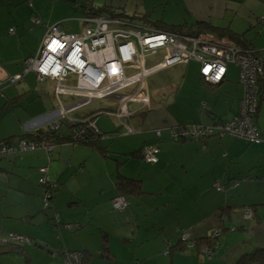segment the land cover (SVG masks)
Segmentation results:
<instances>
[{
  "label": "crops",
  "instance_id": "1",
  "mask_svg": "<svg viewBox=\"0 0 264 264\" xmlns=\"http://www.w3.org/2000/svg\"><path fill=\"white\" fill-rule=\"evenodd\" d=\"M152 1L157 5L147 9L144 4L145 11L154 16L162 4L158 18L169 24L202 21L206 30L214 32L229 27L252 39L251 51H264V0H255L258 7L250 0ZM252 18L263 23L254 36L248 33L254 25L244 29L234 25L237 19L250 24ZM6 51H0V105L8 101L0 111V141L52 124L47 121L60 116L53 81L39 79L48 81L50 90L34 91L27 76L37 78L29 72L17 84H7L33 52L16 60ZM192 59L146 74L143 89L149 103L145 106L150 105L146 115H140L144 105L130 102L128 115L120 120L111 115L116 119L114 127L104 126L101 120L99 125L96 118L101 132L113 133L100 139L104 152L63 140L50 150L0 157V235L15 232L32 241L3 246L0 264H62L59 250L83 251V264H233L242 253L264 244V81L255 119L259 142L228 135L211 136L205 142H173L170 131L175 125L233 117L243 91L236 66L229 65L222 83L212 86L201 81L200 63ZM107 99L117 105L115 98ZM158 108L161 111L149 121V111ZM94 110L66 116L80 119ZM153 128L159 129V137ZM145 144L159 148L157 163L145 162L138 152L132 154ZM41 167L58 184L49 208L43 207L44 188L38 183ZM118 172L141 180L139 191L127 194L128 206L122 211L111 207L118 193ZM215 182L223 190H217ZM248 208L253 209L252 217L243 214ZM218 228L224 232L211 256L193 247L184 250L182 231H189L199 246Z\"/></svg>",
  "mask_w": 264,
  "mask_h": 264
},
{
  "label": "built area",
  "instance_id": "2",
  "mask_svg": "<svg viewBox=\"0 0 264 264\" xmlns=\"http://www.w3.org/2000/svg\"><path fill=\"white\" fill-rule=\"evenodd\" d=\"M33 20L39 22L38 17H33ZM82 25L80 32H66L58 24L47 27L36 53L25 61L24 73L33 71L40 80L47 78L54 82V95L58 101L57 111L60 116L67 114L71 108V106H63L60 100L62 95L70 94L85 100L117 97L119 101L117 100V105L111 114L120 120L130 113L128 107L130 102L144 106L149 103L143 89L146 74L163 69L172 63H186L194 58L202 63L200 67L202 76L214 83L225 75L228 63L239 66L240 80L244 85L240 114L234 120L224 123L221 129L246 140H259L258 132L252 123V114L256 109L255 94L258 89V79L264 77V57L250 50L239 49L234 43V45L230 44L233 48L222 49L220 45L216 46V42H221L222 46H226L228 42L214 34H209L214 35L213 44L200 43L196 46V41H202L200 37H187L147 26L131 24L122 26L119 21L99 16L87 15ZM210 47L219 53H212ZM158 49L166 51L162 60L151 68H146L147 55L155 53ZM130 70L132 72L128 73ZM21 75L16 74L11 78L12 81L19 79ZM130 88L136 89L129 92ZM88 119L86 120L88 127L94 132L98 131L96 121H88ZM218 128L220 129V126ZM206 130L212 131L213 127ZM128 131L130 132L131 129L128 128ZM83 132L82 128L75 130L73 139L81 140ZM156 133L159 131L157 130ZM189 133V130L176 129L173 130L172 135L186 136ZM194 133L200 135L202 131L194 130ZM39 147L50 150L53 144L20 140L17 145H1L0 154ZM158 152L159 149L155 145H145L142 155L146 161L156 162ZM40 171L45 172L46 168L41 167ZM46 181L48 177L44 176L40 179L42 183ZM214 185L218 190L223 189L219 182ZM44 204H48L47 199ZM111 206L115 210L122 211L127 208L128 201L124 196L117 195L111 199ZM246 211L250 217V210ZM188 236L189 231L182 232V239ZM14 238L26 240L16 236ZM79 258V253L69 252L65 264H77Z\"/></svg>",
  "mask_w": 264,
  "mask_h": 264
},
{
  "label": "trees",
  "instance_id": "3",
  "mask_svg": "<svg viewBox=\"0 0 264 264\" xmlns=\"http://www.w3.org/2000/svg\"><path fill=\"white\" fill-rule=\"evenodd\" d=\"M25 3H27V5L30 8L33 7L32 0H27V2H25ZM82 7H83V10H84V16L80 19L82 21V24H83V19L87 15L99 16V17L110 19V20H116V21L121 22L122 26H124V25L128 26L129 24L137 25V24H132L131 23V19L139 18V22H137V23H139L138 26H147V27H151L152 29H155V30L167 31V32H170V33H175V34L183 35V36H187V37H198V35L200 33H202V32L216 33V35L217 36L219 35V37H228V38H230L233 42H235L236 46L239 49H242V50L250 49L252 47V44H253L252 43V39L246 37V35L244 33H236L233 30H231V28H229V27H226L225 31H223V30H221V28H219V29H217V31L214 32L212 29L209 30V28H208V30H206L207 24H205L204 22H200V21H194V22H191V23L183 21V22H180V23L169 24V23L165 22L162 18L154 19L151 10L145 11V12H140V13H134L133 15H127V13L125 11L117 12V11L113 10L108 5H103L101 7H98L96 5L88 7L87 5L83 4ZM125 16H127L129 18V20H126L124 18ZM33 17H38V16H36L34 13H32V15H31L32 23L38 24V25L42 24L40 17H38L39 22H35L33 20ZM54 24H58L59 25V23H54ZM46 29H47V27H46ZM10 30H12V32ZM7 32H8V34H15V26L14 25L9 26ZM159 50L163 51V55L162 56H164V54L166 52L164 49H158L157 51H155V53H149L148 55H151V54L155 55ZM35 53H33L32 55L26 56L23 59V61L21 63L20 70L7 79V84L15 85L18 82H20L27 73H29V72L24 73L25 61H26V59H28V57L33 56ZM255 53L260 55V56H262V57H264V52L263 51H258V52H255ZM199 63H200V66H199V77H200L202 82H204V83H206L208 85L217 86V85L221 84L222 81L226 78L227 71H226L225 75L222 77V79L220 81H218L216 83L207 81L202 76V74L200 72V67H201L202 63L201 62H199ZM146 65H147V62H146ZM229 65H234V66H236L239 69L238 65H235L233 63H228L227 67ZM30 72H33V71H30ZM16 74H22V75H21V77L19 79H16V80L12 81L11 78L13 76H15ZM36 78L39 80V78L37 76H36ZM46 79L47 78L42 79V80H46ZM238 80H239L238 82L242 86V90L243 91H242V95H241L240 100H239L237 112L234 114L233 117H231L230 119H222V118L215 117L213 119L211 112H207V111L204 110V114L206 116L212 118L210 122H207V123H205L203 121L202 122H188V123H183L182 125H175V126H173V128L170 131L171 140L173 142H178V143L179 142H185V141H188V140H196V141L205 142L211 136L221 137V136H224V135H228V136H230L232 138H240L241 139V137L233 135V134H230L229 132H226V131H222V129H221V126H223L224 123H228V122L234 120L240 114V102H241V100H242V98L244 96V85H243V83L240 80V69H239ZM258 80H259L258 81V89H257V92L255 94L256 109H255L254 113L252 114V123H253L254 127L256 128V130L258 132L259 140H257V141L247 140V141L253 142V143H257V142L260 141L259 131H258V127L256 125L255 119H256V114H257L258 108H259V104L261 103V100H262V97H263L262 96L263 95L262 88H263L264 77L263 78H259ZM0 85H1V82H0ZM53 91H54V89H53ZM0 93L2 94L1 86H0ZM13 98H15V97H13ZM7 102H8L7 100H4L2 102V104L0 105V111L4 108V106L7 104ZM149 106L140 107L141 109H144L143 111H141L140 115H142V116L146 115L147 113L145 112L146 111L145 109H149ZM200 107L202 108V106H200ZM99 109L100 108H98V109H96L94 111H91L90 113L83 115L82 118L76 119V120L70 119V118H68L66 116V114H64L59 119H57L56 122H54L52 124H48V125H46V126H44L42 128H38V129H35L33 131L24 132V133L20 134L19 136L15 137V139L12 137V138H7L5 140H1L0 141V146L1 145H5V144H7V145H10V144L11 145H17L20 140H28V141L32 140V141H44L46 144H53V147H54L57 143L65 140L67 142L69 141V142H75V143L76 142L77 143H79V142L86 143V144L92 145V146L96 147L98 150L104 152L105 149H104L103 146H101V144H100L101 140L100 139H103V136H106L105 133L101 132L99 127H98V131L94 132V130H92L91 128H89L86 125V120L88 118H92V120L96 121V117L98 115L104 114L107 111V110H99ZM218 126H220V129L218 128ZM210 127H213V130L212 131H207L206 129L210 128ZM81 128L84 129L82 139L81 140H74L73 139L74 131L77 130V129L80 130ZM176 129L189 130L190 133L188 135H186V136L178 135V136L175 137L174 135H172V133H173V130H176ZM153 130H154V133L156 134V136L159 137L160 132L156 133V131L157 130L159 131V129H154L153 128ZM194 130L202 131V133L200 135H196L194 133ZM108 136H110V135H108ZM145 145H151V144H145ZM145 145H143L140 149H137V150L134 149V150L131 151L132 154L133 153H137V152L140 153L141 158L144 161H146V160L143 158V155H142L143 153L142 152H143V148H144ZM40 148H44L46 150L45 147H39V148H35L33 150L40 149ZM26 151H32V150H26ZM26 151H17V152L9 153V154H18L20 152H26ZM9 154H0V157L6 156V155H9ZM157 157H158V159H157L156 162H149V163L150 164H155V163L158 162V160H159V152L157 154ZM120 163H121V161H120ZM39 171H40V168H39ZM40 173H41V176L38 179V183H39L40 186H42L44 188V192L42 194L43 207L44 208H49V207H52V204H53L52 201H53L55 190L57 189L56 187H57L58 184L55 182V180H52L49 177V175L47 174V170L45 172H41L40 171ZM44 176L48 177V181L42 183V182H40V179L43 178ZM115 185H116V188L118 190V193L115 196L122 195L128 201L127 194L139 191L140 186H141V180L139 178L126 176V175L118 172L117 175H116ZM220 190H223V189H220ZM45 199L48 200V204L47 205L44 204ZM246 210H250L251 217H252L253 209L252 208H248V209L243 210V214L248 216L247 215L248 211H246ZM182 232H181V238H182ZM223 232H224V228H218V229L214 230V232H211L210 236H206L204 238L203 244L199 245V246L196 245V243L192 241V239L190 238V234H189V236L187 238L183 239V243H181V244L184 245V250L187 249V248L193 247V248L197 249L198 253H201L203 251L206 255L211 256L212 253L215 251L216 247L218 246V239L223 234ZM14 236H16L18 238H24L26 240L15 239ZM0 238H2L0 240V242H5L3 244H0V249H2L3 246H16L17 247V246H20V243H24V242L31 243L32 242V241H30L28 239L27 236H25L23 234L15 233V232L6 233L5 237H4V235L3 236L0 235ZM104 247L106 249V246H104ZM180 249H182V248H180ZM59 252H60L61 257H62V264H65V259H66L67 253H69V252L70 253H79L80 254L79 262L77 264H83L84 263V259L86 258L85 253L83 251H81V250H64V251L59 250ZM233 264H264V244H257L256 246L251 248L249 251H246V252L242 253L237 259H235Z\"/></svg>",
  "mask_w": 264,
  "mask_h": 264
},
{
  "label": "rangeland",
  "instance_id": "4",
  "mask_svg": "<svg viewBox=\"0 0 264 264\" xmlns=\"http://www.w3.org/2000/svg\"><path fill=\"white\" fill-rule=\"evenodd\" d=\"M25 2H27V0H0V51L1 50L6 51L7 49H9L8 52L7 51L6 52L10 55H13V57L16 55L17 56L16 60H20L24 53L25 54L30 52L35 53L36 50L39 48L40 45L39 41L44 35L46 27L51 26L54 23H59L60 28L66 32H80L83 27L82 21L80 20L84 16V10L82 7L83 4L87 5L88 7L95 5L98 7H101L103 5H108L117 12L125 11L127 15H133L134 13L145 12L144 4L147 5V9H150L148 8V6L150 7L153 5H157L156 4L157 2L156 1L154 2L152 0H32L33 7L30 8ZM250 3L256 5V7H258L259 4L255 0H250ZM162 8H164L162 7V4L161 6L157 7L156 13L153 16L154 19L161 17V14L163 13ZM32 13H34L36 16L41 18L42 24L38 25L32 23L31 21ZM124 18L126 20H129L127 16H125ZM256 18L250 19L251 20L250 24L248 20L237 19L234 25L238 26L239 29H244L249 27L250 25H254L248 31L250 36H254L257 30L261 29V27L263 26V23L257 22ZM137 22H139V18L131 19L132 24L139 25V23ZM12 25L15 26V34L9 35L7 30L8 27ZM206 34L216 35L215 33L212 32L200 33L198 37H200L202 41H196V46H198L200 43H208L210 45L213 44L214 35L207 36ZM225 39L228 42L226 43V46L225 45L222 46L221 42H216V46L220 45L222 49H227V50L233 48L230 47V44L234 45L235 42H233L228 37H225ZM18 41L19 43L17 45ZM8 44L9 47L5 48V46ZM210 51L212 53L218 52L216 51V49H213L211 47H210ZM162 55H163L162 50H159L155 55L154 54L148 55L146 57V62H147L146 66H152L156 64L162 58ZM180 63H184V62L172 63L171 65L164 67V69ZM131 72H132L131 70L128 71V73ZM155 74H158V72L153 73L151 76L147 78V80L149 81L152 80L156 76ZM27 79L31 83V89H33L34 91L42 92L44 90H48V91L50 90L49 88L50 84L48 83V81H39L34 77L30 78V75L27 76ZM115 99L119 101V98L116 97ZM54 100L56 105H58V101L56 100V98H54ZM60 100H62L63 106H71L70 110L67 112L68 117L70 116L75 117V115H80V113H84L89 109L100 108L99 110H108V111L96 117L97 119L99 118L98 124L101 125L100 124V120H101L104 121L105 123L104 126L114 127L115 125H117V123H115L116 119L111 116L112 115L111 113L115 109L116 105L115 103L110 101V99L101 98V99L85 100L84 98L81 97L65 94L61 96ZM137 105L138 104H135V106L131 105L130 109H132V106L138 108L139 105L138 106ZM160 111H161L160 108L156 109L155 111H149V115L147 116V119L150 121L151 118L150 116L155 115ZM129 112H131V110H129ZM165 112L168 113L167 110ZM88 121H93V120L92 118H89ZM151 124L152 122L149 123V125ZM86 125L88 126V124ZM111 132L105 133V135H112L113 133ZM256 232L257 235H259L258 229L256 230ZM257 238L258 236L254 237V239ZM117 252L121 253L122 251L118 249Z\"/></svg>",
  "mask_w": 264,
  "mask_h": 264
},
{
  "label": "bare ground",
  "instance_id": "5",
  "mask_svg": "<svg viewBox=\"0 0 264 264\" xmlns=\"http://www.w3.org/2000/svg\"><path fill=\"white\" fill-rule=\"evenodd\" d=\"M49 114L48 113H46L44 116H48ZM43 117V116H42ZM41 118V117H40ZM52 118V119H51ZM48 121H47V123H52V122H55L57 119H59L60 118V116H58V117H51Z\"/></svg>",
  "mask_w": 264,
  "mask_h": 264
}]
</instances>
